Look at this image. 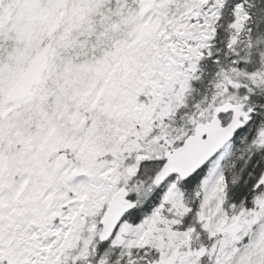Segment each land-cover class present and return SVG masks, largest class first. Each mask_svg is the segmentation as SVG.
I'll return each instance as SVG.
<instances>
[{"label": "snow or ice", "instance_id": "1", "mask_svg": "<svg viewBox=\"0 0 264 264\" xmlns=\"http://www.w3.org/2000/svg\"><path fill=\"white\" fill-rule=\"evenodd\" d=\"M0 264H264V0H0Z\"/></svg>", "mask_w": 264, "mask_h": 264}]
</instances>
